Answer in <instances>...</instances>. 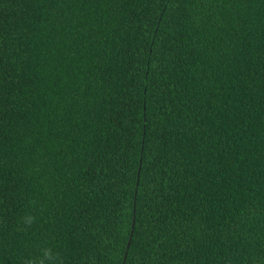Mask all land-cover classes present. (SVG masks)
Masks as SVG:
<instances>
[{
  "label": "trees",
  "instance_id": "trees-1",
  "mask_svg": "<svg viewBox=\"0 0 264 264\" xmlns=\"http://www.w3.org/2000/svg\"><path fill=\"white\" fill-rule=\"evenodd\" d=\"M45 247L264 264V0H0V264Z\"/></svg>",
  "mask_w": 264,
  "mask_h": 264
},
{
  "label": "clouds",
  "instance_id": "clouds-1",
  "mask_svg": "<svg viewBox=\"0 0 264 264\" xmlns=\"http://www.w3.org/2000/svg\"><path fill=\"white\" fill-rule=\"evenodd\" d=\"M35 217H33L32 215H25L23 217V221L24 223H32L34 221ZM56 254L54 253V251L52 249H49L47 247L41 249V258L39 259H29L27 261V264H52V261H54L56 259Z\"/></svg>",
  "mask_w": 264,
  "mask_h": 264
},
{
  "label": "water",
  "instance_id": "water-1",
  "mask_svg": "<svg viewBox=\"0 0 264 264\" xmlns=\"http://www.w3.org/2000/svg\"><path fill=\"white\" fill-rule=\"evenodd\" d=\"M134 223H135V221H134ZM133 232H134V230L132 229V232H131V235H130V240H129V242H128V249H129V247H130V245H131V241H132V237H133ZM127 254H128V250L126 251V255H125V259H126V257H127Z\"/></svg>",
  "mask_w": 264,
  "mask_h": 264
}]
</instances>
